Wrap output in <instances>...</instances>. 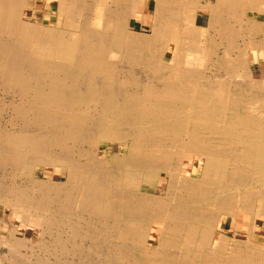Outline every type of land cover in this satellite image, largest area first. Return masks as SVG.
<instances>
[{"label":"bare ground","instance_id":"bare-ground-1","mask_svg":"<svg viewBox=\"0 0 264 264\" xmlns=\"http://www.w3.org/2000/svg\"><path fill=\"white\" fill-rule=\"evenodd\" d=\"M190 4L0 0L6 264H264L255 235L264 226V0ZM140 14L150 16L149 32L133 27ZM196 56L203 60L188 66ZM117 71L138 90L120 86ZM236 108L247 118L237 120ZM115 167L132 181L109 174ZM165 169L175 181L158 186H186L207 201L188 221L136 184L157 187ZM124 190L141 193L133 207L149 216L148 232L136 217L122 225L113 199L129 204Z\"/></svg>","mask_w":264,"mask_h":264},{"label":"rangeland","instance_id":"rangeland-1","mask_svg":"<svg viewBox=\"0 0 264 264\" xmlns=\"http://www.w3.org/2000/svg\"><path fill=\"white\" fill-rule=\"evenodd\" d=\"M216 1V2H215ZM190 2H191V4L189 5V6H193V5H200V6H207L208 5V3L209 2H212V4H213V7H217L218 6V4H219V0H190ZM106 7L107 8H112V5H110V4H108V5H106ZM44 10V9H43ZM46 11H47V13L49 14V13H53V11H54V6L53 5H48V7L46 8ZM252 14V13H251ZM261 15H263L264 16V13H262ZM260 16V14L259 13H255V14H253V17H259ZM43 18V19H42ZM51 18H52V21H54V16H51ZM37 20L38 21H43L44 20V15L42 14V12H40L39 14H38V16H37ZM151 24H152V20H151V18H150V16H147V17H145V14H144V16H143V14L141 15H139V19H133L132 20V25H133V27L135 28V29H137V30H141L142 29V26L143 25H145L146 26V32H149V26H151ZM65 41L66 40H64L63 39V43H65ZM111 58H112V60H113V63H114V65H117L118 63H120L119 62V56L118 55H116V54H113L112 56H111ZM196 59H191L190 61H187V65L188 66H194V65H197L199 62H200V60H203V56H196L195 57ZM141 67L142 66H138V74L139 75H145V73L146 72H148L147 70H145V71H143V67H142V69H141ZM212 67V69H207L206 70V73L208 74V75H212V72L214 71V66H211ZM141 70H140V69ZM141 71V72H140ZM140 72V73H139ZM211 72V73H210ZM142 73V74H141ZM117 74H118V76H119V85L120 86H124L125 87V89H129V90H127L129 93L130 92H134V91H137L138 89L136 88V87H131V85L130 84H128V83H125V81H124V79H123V75H122V73L120 72V71H117ZM121 74V75H120ZM145 78H146V76H144ZM187 80V79H186ZM201 80H203V81H200V82H198L199 84V86L201 87H203V88H209V91L211 92V93H213V92H215V89H214V87L212 86V84H209L207 81H206V79H201ZM188 84H194L193 82H195V83H197V81H191V80H188V81H186ZM205 83V84H204ZM208 83V84H207ZM207 84V85H206ZM129 85H130V87H129ZM127 86H128V88H127ZM142 91H141V93H143V94H145V90L144 89H141ZM240 109L241 108H236L235 110H236V112H237V114L235 113L234 114V116H235V118L237 119V120H242V119H245V118H247V116H245V115H247V113L246 112H243L242 110V112L241 113H239V111H240ZM224 112H221V114H223ZM230 113H231V111H230ZM239 113V114H238ZM243 113H244V115H243ZM232 114H233V112H232ZM240 116H244V118L242 117H240ZM241 119H240V118ZM2 123H1V125L2 126H6V115H3L2 117ZM213 139H220V138H222V137H220V136H217V135H213V137H212ZM105 146V145H104ZM108 146V145H107ZM83 147L84 148H87V145H83ZM261 150H263L264 151V141H261L260 143H259V146H258ZM58 151V152H57ZM55 153L58 155L59 153H60V150L59 149H55ZM59 156V155H58ZM71 156H73V157H71L72 159H74V160H78L79 159V153L78 152H75V156H74V153H73V155H71ZM76 158V159H75ZM81 166H82V168L84 169V170H87V171H90V170H92L93 169V173L94 172H98L94 167L92 168V169H90L91 167H87V164L86 165H84L85 164V162H84V159H82L81 160ZM99 167V166H98ZM100 168V167H99ZM116 168V169H115ZM115 168H111L110 169V171L108 172L109 174H113L112 176H114V177H122V179H124V180H129V182L130 181H132V178L130 177V176H126L125 177V175L124 174H122L121 173V171L117 168V167H115ZM116 172H118V173H116ZM164 173H162V174H158L160 177H159V179H158V181H157V187H155V186H153L152 184H151V182H147V180L145 181V180H136V184L137 185H140L139 187L141 188H144L145 190L147 189V190H149V192H150V201H152V200H160L161 202L162 201H165L166 200V204H167V207H165L164 209L166 210V212H168L167 214H169L170 216H173L172 217V219H174V217H175V215H181L183 218H182V220L183 221H188L187 219H188V216H189V213L191 212V211H196L200 206H201V204H206L207 203V201L205 200L204 201V199H202V198H200L199 196L200 195H192V192H191V189L189 190V193H188V191H187V187L185 186V189H183L182 190V192L180 191V190H177L176 188H174V189H170V190H167V189H164V188H162L161 186H158L159 184L158 183H160L161 184V182L162 181H170V180H172V181H175V180H173L172 178H171V174H170V171L168 170V169H165L164 171H163ZM114 174H116V175H114ZM120 174V175H119ZM158 175H157V177H158ZM165 176V177H164ZM232 176V175H231ZM160 180V181H159ZM141 182V183H140ZM150 185H152V187L150 186ZM149 186V187H148ZM160 187V188H159ZM175 190H177V191H175ZM186 191V192H185ZM123 193H121V195H122V197L124 198V199H127V198H130V203L129 204H127V205H125L124 203H122V204H117V202H116V200H117V197H115V199H113L114 200V202H115V205H116V208L121 212V215H122V217H123V220H122V225H125L127 222H128V220L131 218V217H136V219H138L139 221H140V224H139V228L142 230V231H144V232H148L150 229H149V216H148V219H147V221L142 217V215L141 216H139L140 214H138L137 212L138 211H135V209H134V207L136 206V202H137V198L138 199H140V197H141V193H137L135 190H129V191H127V190H124V191H122ZM131 192V193H130ZM133 192V193H132ZM177 192V193H176ZM244 193L245 192V189L244 188H242V190H240V191H237V193ZM137 193V194H136ZM181 193V195H184V196H181V195H179V194ZM138 196V197H135L136 195ZM178 194V195H177ZM156 195H158V196H156ZM191 195V196H190ZM215 196V197H214ZM127 197V198H126ZM157 197V198H156ZM159 197V198H158ZM199 197V198H198ZM216 195H213V196H211V198L212 199H216ZM132 198H134V200H132ZM154 198V199H153ZM197 198H198V200H197ZM204 198V197H203ZM218 199H220V198H218ZM189 200V201H188ZM195 202H194V201ZM168 201V202H167ZM170 201V202H169ZM193 201V202H192ZM203 201V202H202ZM191 202V203H190ZM131 204V205H130ZM188 204V205H187ZM191 204V205H190ZM200 204V205H199ZM125 205V206H124ZM176 205V206H175ZM124 206V207H123ZM134 206V207H133ZM158 205L156 204L155 205V211L158 213V212H160V207L158 206ZM188 206V207H187ZM126 207V208H125ZM181 209H180V208ZM184 207V208H183ZM127 209H128V211H127ZM171 209V210H170ZM7 212H8V210H7V208H6V206L4 205V204H1L0 203V236H2L3 238L6 236V234H7V232H8V228L10 227V221H9V214H7ZM127 212H129V213H127ZM128 214V215H127ZM134 215V216H133ZM140 217H141V219H140ZM187 218V219H186ZM170 220V219H169ZM168 220V221H169ZM127 221V222H126ZM170 223H173V220H171V221H169ZM240 222V224H239V227H237L238 228V230L240 231V232H242V231H244V228L246 227L245 226V224H244V222L242 223V221L240 220L239 221ZM244 225V226H243ZM233 226V225H232ZM194 226L193 225H191L190 226V228L188 227V230H190V229H192ZM262 228V230H261V232L260 233H255V235H258L259 237H260V239L261 240H264V226L263 227H261ZM247 231V230H246ZM230 233L232 232V228L230 229V231H229ZM2 248V249H1ZM0 248V261H1V263L0 264H6V260H8L7 258L9 257V255L8 254H10V249H12L13 247H6V246H3V247H1ZM6 248V249H5ZM38 248V247H37ZM36 248V249H37ZM23 251H24V249H23ZM4 252V253H3ZM6 252H8V253H6ZM3 254H5V255H3ZM1 255H3V256H1ZM6 256V257H5ZM3 260H5V262L3 261Z\"/></svg>","mask_w":264,"mask_h":264}]
</instances>
